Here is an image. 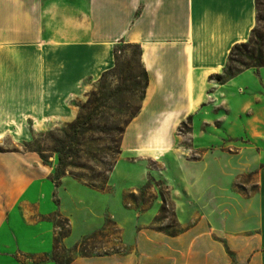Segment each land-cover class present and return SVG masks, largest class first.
Returning <instances> with one entry per match:
<instances>
[{"label":"rangeland","instance_id":"374dc122","mask_svg":"<svg viewBox=\"0 0 264 264\" xmlns=\"http://www.w3.org/2000/svg\"><path fill=\"white\" fill-rule=\"evenodd\" d=\"M259 12L264 17V2ZM115 47L119 72L107 87L126 88L119 104L132 110L139 95L130 91V78L142 72L140 56L126 43ZM224 71L211 78L209 104L161 137L170 143L150 142L134 150L122 144L100 179L67 168L58 188L49 181L58 164L53 140L76 119L100 78L85 82L82 94L71 101L74 115L68 119L0 129V153L33 156L23 161L28 169L42 161L25 145L43 141L50 156L42 174L27 181L37 189L25 194L29 204L23 209L29 223L40 228L29 233V241L25 235L24 243L34 242L45 254L21 258L71 264L81 257L115 255L129 256L128 264H231L233 259L264 264V68L233 76ZM149 132L138 121L128 144L143 142L139 137ZM11 165L19 166L6 154L0 157V172ZM68 170L83 174L84 181ZM172 232L176 235H168Z\"/></svg>","mask_w":264,"mask_h":264},{"label":"crops","instance_id":"0c3cea01","mask_svg":"<svg viewBox=\"0 0 264 264\" xmlns=\"http://www.w3.org/2000/svg\"><path fill=\"white\" fill-rule=\"evenodd\" d=\"M256 17V0H0V129L74 115L71 101L114 65L115 46L126 43L141 46L149 85L122 144L134 150L170 143L161 137L209 104L211 78L223 71L232 47L248 40ZM138 121L150 132L128 144ZM5 154L19 166L0 172V264H53L21 258L45 254L24 243L40 228L23 209L25 194L37 189L27 181L46 164L40 158L30 170L23 161L33 156ZM128 257L71 264H128Z\"/></svg>","mask_w":264,"mask_h":264},{"label":"trees","instance_id":"16d2710c","mask_svg":"<svg viewBox=\"0 0 264 264\" xmlns=\"http://www.w3.org/2000/svg\"><path fill=\"white\" fill-rule=\"evenodd\" d=\"M263 2L264 0H256V26L248 40L235 44L230 51L224 71L229 76L243 70L264 68V27L261 26L264 23V17L259 12ZM128 45L135 47L136 53L140 56L142 72L139 76H131L132 84L129 86L134 96L139 95V104L132 110L128 107L129 104L124 106L123 103L119 104L126 88L119 87L115 91L108 90L107 81L111 77L118 76L120 66L118 49L115 47V64L103 72L98 89L88 95L87 100L80 106V112L76 119L62 131L59 138L53 140L51 151L57 154L58 164L50 179L57 188L67 173V168L85 170L94 176L91 180L100 179L105 172L109 171V166L113 167L111 161L113 162L121 154L125 131L140 113L149 85V76L141 60V46L138 44ZM120 79L122 83L124 80L127 81L125 78ZM34 142L35 146L31 143L25 145L27 151L37 153L43 163L47 164L50 156L44 150V142L39 140H34ZM79 161H84V163ZM69 173L78 182L85 179V176L79 172L69 171ZM166 210L167 205L164 203L161 212L164 214ZM168 229L170 228H166L167 231ZM168 235L175 236L176 232ZM231 264L238 263L233 259Z\"/></svg>","mask_w":264,"mask_h":264}]
</instances>
